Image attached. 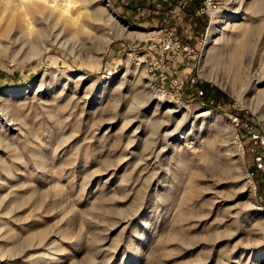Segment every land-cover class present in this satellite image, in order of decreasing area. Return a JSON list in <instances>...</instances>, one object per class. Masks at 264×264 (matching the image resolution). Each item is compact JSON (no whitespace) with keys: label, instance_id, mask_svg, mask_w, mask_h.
<instances>
[{"label":"rangeland","instance_id":"374dc122","mask_svg":"<svg viewBox=\"0 0 264 264\" xmlns=\"http://www.w3.org/2000/svg\"><path fill=\"white\" fill-rule=\"evenodd\" d=\"M216 1L0 0V264H264V0Z\"/></svg>","mask_w":264,"mask_h":264},{"label":"built area","instance_id":"2783aa9c","mask_svg":"<svg viewBox=\"0 0 264 264\" xmlns=\"http://www.w3.org/2000/svg\"><path fill=\"white\" fill-rule=\"evenodd\" d=\"M218 6L216 0H201V5L198 7L199 14H207L214 11ZM161 31V30H159ZM145 55L148 53H153L151 58L153 62L150 61L147 72L149 73V79L152 78L155 74V70L168 69V64L170 67H175L178 65V62L182 59L189 58V53L191 52L188 45L176 36L173 28L165 29L162 33V36L157 40L152 41L150 45H146L144 48ZM157 62V63H156ZM148 64V62H147ZM155 92L160 95H165V89L162 87L151 86Z\"/></svg>","mask_w":264,"mask_h":264},{"label":"bare ground","instance_id":"6f19581e","mask_svg":"<svg viewBox=\"0 0 264 264\" xmlns=\"http://www.w3.org/2000/svg\"><path fill=\"white\" fill-rule=\"evenodd\" d=\"M41 4V2L40 1H38V3H34V6L35 7H38V8H40L41 9V7H42V5H40ZM16 7V6H15ZM14 7V8H15ZM97 16V15H96ZM218 24H219V22H218V20H214V21H212L211 20V23H210V25H209V28H208V33L210 34V37H213V34H215V32L216 31H218V29H219V27H218ZM228 26H233V25H235V22H232V21H229L228 22V24H227ZM217 33V32H216ZM144 34V33H143ZM216 35V34H215ZM216 39V38H215ZM213 41V40H212ZM232 48V47H231ZM232 52V54H231V56L235 59V58H237V55H238V53H236L235 51L233 52V51H231ZM205 53H212V49L210 48H208L206 51H205ZM216 53H212V56H214ZM229 55H230V53H229ZM221 56V55H220ZM233 59V60H234ZM7 124V123H6ZM3 126V125H2ZM6 127H7V125H5ZM5 130H6V128H5ZM3 131V130H2ZM5 133V132H4ZM12 146V145H11ZM2 147H4V148H9V143L8 142H4L2 139H0V152H2ZM17 155V154H16ZM21 160V159H20ZM1 162H3V161H1ZM0 162V167L2 168L3 167V165H2V163Z\"/></svg>","mask_w":264,"mask_h":264},{"label":"crops","instance_id":"0c3cea01","mask_svg":"<svg viewBox=\"0 0 264 264\" xmlns=\"http://www.w3.org/2000/svg\"><path fill=\"white\" fill-rule=\"evenodd\" d=\"M171 13H173V14H176L177 15V18H176V22L174 21V20H172V25L173 26H178V28H179V26H180V33H181V36H180V40L182 41L183 40V38H188L189 40H190V38L189 37H192L191 35H190V33L191 32H193V30L190 28V25L188 24V23H186V24H184L183 22L182 23H180L179 24V22H181L180 20H181V18H182V16H183V12H180V8L178 7V6H176V7H174V9L173 10H171ZM181 15V16H180ZM179 21V22H178ZM183 21V20H182ZM182 28V29H181ZM193 33H195V31L193 32ZM195 36H193V39L195 40ZM191 42H193V40L191 41ZM192 46H196L195 44H193Z\"/></svg>","mask_w":264,"mask_h":264},{"label":"trees","instance_id":"16d2710c","mask_svg":"<svg viewBox=\"0 0 264 264\" xmlns=\"http://www.w3.org/2000/svg\"><path fill=\"white\" fill-rule=\"evenodd\" d=\"M169 1L173 2L175 0H169ZM188 16H191V15L188 14ZM193 20L195 21V23H199V27H201L202 30L204 29V27L207 24V17L206 16H203V15L202 16H193ZM182 22L184 24H186V23H188L190 21L188 19H184ZM205 92H207V91H205Z\"/></svg>","mask_w":264,"mask_h":264}]
</instances>
